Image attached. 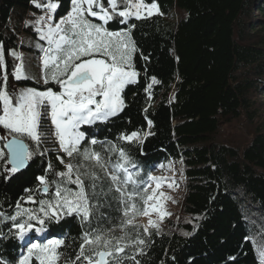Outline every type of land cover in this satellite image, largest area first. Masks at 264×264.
Masks as SVG:
<instances>
[{
    "label": "trees",
    "instance_id": "1",
    "mask_svg": "<svg viewBox=\"0 0 264 264\" xmlns=\"http://www.w3.org/2000/svg\"><path fill=\"white\" fill-rule=\"evenodd\" d=\"M155 2L162 15L129 21L136 25L132 35L139 49L134 56L139 83L126 87L127 106L117 117L90 128L91 138L122 147L142 177L168 165L176 166L181 174L184 192L178 213L163 221L159 235L152 231L145 254L137 259L141 264H261L264 0ZM17 9L33 16L41 14L31 0H0V43L5 49L9 85H16L14 91L9 87V92L15 96L22 87L55 89L31 78L15 81L10 75L19 63L8 55L10 50L39 53L22 44L13 27ZM69 9L70 0H63L57 19ZM108 27L120 30L126 25L113 21ZM24 32L37 37L31 24L24 26ZM153 76L159 83L153 86L149 100L144 89ZM148 119L153 122L151 129ZM46 125L51 128L50 120ZM132 131H151L153 135L143 143L119 139ZM45 147L58 145L50 140L42 145ZM94 147L100 150L99 145ZM56 154L37 155L10 180L0 175V204L4 205L0 210H13L16 200L25 195L24 189L37 185L35 177L43 174L48 160L62 169ZM111 217L105 227L119 223V212L112 211ZM49 227L53 238H63L66 233L78 237L82 231L75 217ZM21 243L14 238L0 240V256L18 259L24 251ZM66 243L72 247L65 251L74 255L79 241Z\"/></svg>",
    "mask_w": 264,
    "mask_h": 264
},
{
    "label": "snow or ice",
    "instance_id": "2",
    "mask_svg": "<svg viewBox=\"0 0 264 264\" xmlns=\"http://www.w3.org/2000/svg\"><path fill=\"white\" fill-rule=\"evenodd\" d=\"M31 3L42 13L31 22L39 40L45 42L36 44L43 54L41 79L55 89L28 87L10 94L9 87L14 91L16 85H9L0 43V175L10 180L29 167L34 157L49 151L57 153L55 160L63 167L58 169L48 160L43 174L35 177L37 185L24 189L25 195L16 200L11 212L0 210V225H4L0 240L14 238L24 249L18 259L0 256V264H141L137 256L145 254L147 238L153 230L159 235L163 221L172 215L163 202L172 198L160 189L165 184L172 189L175 182L171 177H142L122 147L91 138L90 128L117 117L127 106L126 87L139 83L134 64L139 49L132 35L136 25L129 21L162 13L155 0H70V9L57 19L63 0ZM113 21L126 27L110 30ZM8 55L20 61L10 73L13 79H30L22 54L10 50ZM158 83L153 76L146 84L149 100ZM147 124L151 129L152 120ZM149 135L153 133L132 131L119 139L143 143ZM50 140L58 147L42 149ZM112 211L120 213L119 223L105 227ZM69 217L77 219L80 235L51 237L49 226ZM138 217L146 218V223H139ZM66 240L79 241L74 255L65 251L72 247ZM258 253L264 264V246Z\"/></svg>",
    "mask_w": 264,
    "mask_h": 264
},
{
    "label": "rangeland",
    "instance_id": "3",
    "mask_svg": "<svg viewBox=\"0 0 264 264\" xmlns=\"http://www.w3.org/2000/svg\"><path fill=\"white\" fill-rule=\"evenodd\" d=\"M42 14V13H41ZM39 15L33 16L31 13L23 11L21 9H17L13 13L12 17V25L16 29V31L19 32L21 39V42L24 44H27L28 46H31L33 48L36 47V39L30 35V34H24V26L31 24L34 19L32 17H37ZM179 15H177V18ZM31 18V19H30ZM26 23V24H25ZM20 53V52H19ZM23 53V62L26 61L27 64H24L25 72L28 76L31 77V79L42 82L41 79V73L39 72L40 68L42 67L41 62V53H29L28 51H21V54ZM41 54V55H40ZM20 62V61H19ZM28 87H22L19 92L23 89H26ZM151 175L154 176H163V177H171L174 180V187L172 189H169L167 187V184H165L160 190L164 191L167 196H170L172 199L163 201L165 203L167 211L171 212L172 215L169 217H166L167 219H173L175 218L176 214L178 213L180 201L183 195V180L181 178V174L178 172L176 166L168 165L164 167L160 171L152 172ZM174 201V202H173ZM137 221L139 223H146V218L144 217H138ZM154 231V230H153ZM116 235H120V232L117 231Z\"/></svg>",
    "mask_w": 264,
    "mask_h": 264
},
{
    "label": "crops",
    "instance_id": "4",
    "mask_svg": "<svg viewBox=\"0 0 264 264\" xmlns=\"http://www.w3.org/2000/svg\"><path fill=\"white\" fill-rule=\"evenodd\" d=\"M24 34H26L25 32H24ZM35 39H36V42L37 43H40V44H45V42L44 41H40L39 40V38H38V35H37V37H34ZM22 39V38H21ZM22 44H24V43H22ZM24 45H26V46H28L27 44H24ZM46 46V45H45ZM28 47H31V46H28ZM33 48V47H32ZM34 49H36L39 53H41V51L38 49V48H34ZM20 53H21V51H20ZM30 53V52H29ZM31 54V53H30ZM22 55H23V53H22ZM41 55V54H40ZM43 55V54H42ZM20 63V62H19ZM24 64H27L26 63V61H24L23 62ZM39 72L42 74V67L40 68V70H39Z\"/></svg>",
    "mask_w": 264,
    "mask_h": 264
},
{
    "label": "water",
    "instance_id": "5",
    "mask_svg": "<svg viewBox=\"0 0 264 264\" xmlns=\"http://www.w3.org/2000/svg\"><path fill=\"white\" fill-rule=\"evenodd\" d=\"M22 171H24V170H22Z\"/></svg>",
    "mask_w": 264,
    "mask_h": 264
}]
</instances>
